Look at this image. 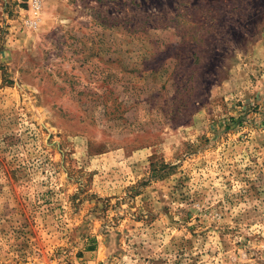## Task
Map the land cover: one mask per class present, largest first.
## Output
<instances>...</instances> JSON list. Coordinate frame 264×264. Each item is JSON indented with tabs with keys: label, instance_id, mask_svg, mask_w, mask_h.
Wrapping results in <instances>:
<instances>
[{
	"label": "rangeland",
	"instance_id": "374dc122",
	"mask_svg": "<svg viewBox=\"0 0 264 264\" xmlns=\"http://www.w3.org/2000/svg\"><path fill=\"white\" fill-rule=\"evenodd\" d=\"M0 0V264H264V0Z\"/></svg>",
	"mask_w": 264,
	"mask_h": 264
},
{
	"label": "built area",
	"instance_id": "2783aa9c",
	"mask_svg": "<svg viewBox=\"0 0 264 264\" xmlns=\"http://www.w3.org/2000/svg\"><path fill=\"white\" fill-rule=\"evenodd\" d=\"M41 7H42V4H41V1L40 0H33L32 1L33 14L35 16H37V15L40 14Z\"/></svg>",
	"mask_w": 264,
	"mask_h": 264
}]
</instances>
